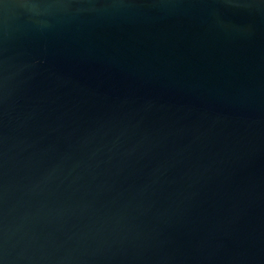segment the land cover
Returning <instances> with one entry per match:
<instances>
[{"label":"water","instance_id":"95a60500","mask_svg":"<svg viewBox=\"0 0 264 264\" xmlns=\"http://www.w3.org/2000/svg\"><path fill=\"white\" fill-rule=\"evenodd\" d=\"M0 264H264V0H0Z\"/></svg>","mask_w":264,"mask_h":264}]
</instances>
